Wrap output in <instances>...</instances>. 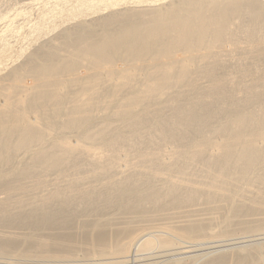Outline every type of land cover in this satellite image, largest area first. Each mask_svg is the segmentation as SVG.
<instances>
[{
	"label": "rangeland",
	"instance_id": "obj_1",
	"mask_svg": "<svg viewBox=\"0 0 264 264\" xmlns=\"http://www.w3.org/2000/svg\"><path fill=\"white\" fill-rule=\"evenodd\" d=\"M22 1L0 0L2 17H0V28L5 30L2 33L4 40L1 39L0 43H3L2 46L6 45V48L1 50L2 54L0 53V76L6 73L11 62L15 61L14 64L22 66L19 70L22 73L19 79L7 78L2 81L3 91L7 92L9 89L8 92L12 93L15 90L14 85L19 83L36 84L38 81L50 80L51 82L54 79V81L56 79L71 80L74 76L73 72L60 71L56 75L44 76L41 71L28 67H36V64L42 62L49 64L51 61L60 64L68 59L66 56L73 57L87 43V40L94 41L84 39L83 36L76 40L73 37H66L59 40L63 45L59 43L60 47L58 46L55 52L50 50L45 55L39 54L35 58L37 61L31 60L26 64L23 61L25 54L21 55L20 50L27 54L34 51L28 44L35 41V37L52 33L51 30L57 31L59 26L61 27L68 20L64 13L61 16L57 13L63 8L66 0H42L32 9H20L19 3ZM71 1L68 0L66 4ZM123 1L133 3L137 0H117L118 3ZM242 6L237 9L228 7L223 11V14H226L223 19L224 32L219 36L216 35L212 40L211 52L206 45L211 43V37L208 35L202 42H199L201 44L197 43V48L200 45L199 59L193 58L183 49H174L175 53L172 52V54L177 57H187L185 61L189 62V67L183 72L178 69L174 70L173 73L168 74L172 75L168 79L162 76L165 75L164 73L157 72L160 66L165 67L170 61L167 56L158 57L153 54L149 57V52L139 55L136 52L137 45H133L136 55L125 56L123 54V56L117 53L119 50L113 52L111 60L109 59L105 65L107 70H124L125 68L130 73V85L151 84L149 77L159 78V81H164V83L184 81L182 86H177V91L172 93L167 103L148 104L142 111L143 114L140 113L137 119L129 123L124 122L120 127L122 129H114L105 135L99 137L94 135L85 139L90 143L93 151H102L107 154V166L116 165L124 171L125 175L119 181L115 182L110 175L103 174L99 177L100 168L94 169L85 160L80 161L74 158H69L60 169H58V164L54 165L51 168L54 171L50 176H46V172L40 170L25 168V164L19 165V168L28 170V173L10 174L15 170L16 159L20 158V156L12 155L10 160H13L14 167L9 166L11 170L1 174L5 176L0 177V198L3 199L0 203V234L15 233L22 237L0 239V264H90L91 262L110 264L107 261L115 260V255L113 257L100 256L90 251L88 246L90 245V240H88L90 229L94 231L100 229L103 220L110 222L113 227H123L129 221L131 224L135 222V233L148 232L155 238L167 235L177 237L171 247L159 245L138 250L136 257L140 258L139 263L141 264H153L152 262L163 259L162 255L170 251V248L183 250L182 246L193 243L198 244L195 248L203 247V245L225 244L226 248L218 250L217 254L218 252L238 251V245H245L247 250L244 248H239V250L243 253L248 252L247 258H239L240 261L236 263L234 261L223 264H259L260 257L264 258V242L253 249L249 247L253 244L249 240L264 237V172L256 175L248 170V174L251 175L246 174V179L236 175V185L231 184L226 187L221 180L233 177L231 173L235 169H230L231 166L227 165V161L215 162L191 153L188 154L189 159L185 163H180L179 160L182 159L179 153L186 148L184 146L197 135L196 130L192 128L195 127L192 124V121L194 122L192 118L197 117L198 121H203V124L207 123L208 125L203 126L207 128L221 121L225 110L245 106L255 107L258 104L257 101L260 100L256 94L264 89V20L250 15L244 9L245 5ZM43 10H47L48 14L46 24L54 22L55 25L53 27L52 23L49 28H44L43 32L38 34L34 25L38 22L37 16L42 14ZM109 10L111 8L108 7L103 11L107 13ZM211 14L212 11L207 12V20H210ZM143 16L147 15L128 13L117 19L110 18L105 22H99L93 27L98 32L103 30L116 34L120 29L130 28L136 24L140 27L153 19H149V15ZM235 17L237 22H231ZM70 21L72 19H69ZM173 34L174 32L168 31L162 39L153 44L152 51L158 46L167 47L168 43L163 40H172ZM159 42L161 45H158ZM43 50H46L45 47ZM85 64L84 67L81 65L79 68L76 67L75 72H94L92 64L88 62ZM109 74L108 78H114L115 75H111L114 73ZM204 86L205 88H201ZM95 87L97 85L87 88ZM63 88L60 90L85 88V81L82 85H79V82L69 81ZM262 102L264 105V101ZM28 108H31V104ZM44 115H49V113L44 112ZM65 138L78 139L72 130H67ZM7 144L6 146L11 145L8 142ZM166 149L175 152L171 158L173 159L171 167H164L157 163L159 159L155 160L156 155ZM9 161L0 160V172L2 169L5 170L4 165L9 164ZM215 170H223L225 174L211 177V173ZM90 173H96V179H88L87 176L91 175ZM166 174L176 180L188 182L192 188L187 190L176 188L167 182L154 180L151 177V175L167 176ZM55 176L66 177L67 183L53 187L49 179ZM243 187L257 191L256 196L245 191ZM47 192L49 198L40 200L37 198ZM182 230H191L190 235L187 236ZM49 242L57 244L42 245V243ZM159 255L161 257L157 258ZM184 255L187 256L186 253H178L174 257ZM206 257L208 256L186 260L182 264H203ZM129 261V264H133L131 256Z\"/></svg>",
	"mask_w": 264,
	"mask_h": 264
},
{
	"label": "bare ground",
	"instance_id": "obj_2",
	"mask_svg": "<svg viewBox=\"0 0 264 264\" xmlns=\"http://www.w3.org/2000/svg\"><path fill=\"white\" fill-rule=\"evenodd\" d=\"M40 1L42 0H23L19 3V8L32 9L34 5ZM67 1L68 0L63 4L62 9L59 8L60 10L56 11L60 14L59 16L64 13L68 22L64 23L61 27L59 26L58 30L55 32L51 30L53 31L52 33L35 37V41L28 44L34 51L31 50L32 52L27 54L20 50V53L21 55L25 54L23 57L25 59L23 61L27 64V62L30 63L31 60H35L36 56L39 54L45 55V53H48L50 50L55 52V49L59 46L58 44L61 43L59 40H63L66 37H73V39L76 40L80 36H83L84 39L86 38L94 41L90 42L87 40V43L84 44L73 57L66 56L68 59H65L60 64L51 61L49 64L42 62L36 64V67H28L29 69L33 68L36 71H41V74L44 76L56 75L57 72L60 71L73 72L74 76L69 81L79 82V85H82L85 81V88L60 90L66 83H69V81H67L68 79H56V81H54V79L51 82L50 80L45 82L38 81L36 84L19 83L14 85L15 90L12 93L8 92L9 89L7 92H4L1 87L3 80L7 78L16 79L22 75L19 71L22 66L14 64V60V62H11L12 64L11 66L9 65L10 67H8L9 69L6 73L0 76V160L5 162L9 161L13 154L20 156V158L18 157V159H16V163L14 162L16 164L15 170L10 174H14V172L18 175L28 173V170L19 168V165L25 164V168L30 167V170L34 171L40 170L44 173L46 172V176H50L54 171L51 170L54 165L56 166L58 164V169H60L69 158H74L80 161L85 160V162L94 169L100 168L98 172L99 177L105 174L110 175L115 182L119 181L125 175L124 171L116 165L112 167L107 166V154L102 151H93L90 143L85 139H89L90 136L94 135H98V137L100 135H105L107 132L114 129H122L120 127L124 122L125 124L129 123L137 119L140 113L143 114L142 111L148 104L167 103L172 93L177 91V86H182L184 81H169L168 83H164V81L160 82L159 78L153 79V77H149L151 84L130 85V73L127 72L125 68L124 70L114 69L116 71L107 70L105 65L109 62V59L111 60L113 52L119 50L117 53L121 55H136L133 45H137L136 52H138L139 55L149 52V57L153 54L158 55V57L167 56L170 60L167 63L168 66H160L157 72L164 73L165 75L162 76H166L168 79V77H172V75L168 74L171 72L173 73L174 70L178 69L183 72L189 67V62L185 61L187 57H177V55L172 54L174 49H183V51L189 52L193 58L199 59L198 57L201 56L199 53L200 45L198 48L196 46L198 45L197 43L202 42L207 35L211 37V43L206 45H208L209 50L212 49V40L214 37L224 32L223 19H225L226 14L224 15L223 11L226 8L237 9L244 4V9L250 15H255L259 19L264 20V0H137L133 3H126L125 1L118 3L117 0H72L69 4H66ZM50 7L52 6L50 5ZM108 7L111 8V10L107 11V13L103 11L105 9L107 10ZM46 11L47 10H43L42 14L40 13L41 15L39 14L40 16H37L39 19L38 22L35 23L34 29L38 34H41L44 28H49L52 23L53 27L55 25L54 22L48 25L46 24V20H48ZM210 11H212L211 18L209 17L210 20H207V12ZM48 12H50V10ZM128 13H143V15H149V19H153L150 21L147 20L149 23L140 27L139 24L132 25L131 27L128 25L130 28L120 29L116 34L107 33V31L103 30L98 32L93 27V25L99 22H105L110 18L117 19ZM69 19H72V21L69 22ZM231 22L236 23L237 18H233ZM4 31L5 30L0 28V41ZM168 31L174 32V37L172 40H163L168 43L167 47L158 46L156 50L152 51L154 48L152 47L153 44L162 39ZM2 44L0 43L1 54V50H4L6 46H2ZM158 45H161V43L159 42ZM43 47H45L46 50H43ZM157 59L159 61V58ZM85 62L92 64L94 72L76 73L75 71L77 69L75 68H79L80 65L84 67L86 65ZM173 62L175 63L174 65L172 64ZM157 64H160V62H157ZM109 73H114L111 74L115 75L114 78H108L110 75ZM9 83L12 84V82ZM95 85H97V87L87 88ZM201 88H205V86ZM256 95L260 97V100L257 101L258 104L256 103L257 106H245L233 110L227 109L221 121L207 128L203 127L208 125L207 123L203 124V121L200 122L198 121L199 118L196 119L197 117L193 116L194 118L192 119H194V122L192 121V124L195 127L192 128L196 130L195 132L197 135L192 138L191 142H187L188 144L184 146L186 148L179 153L182 157V159H179L180 163H185L186 160L189 159V153L199 155V157L203 156L215 162L227 161V165L229 166L230 164L231 166L230 169H235L233 173H231L233 177L230 176L221 180L226 187L231 184L236 185V175L240 178H245V175L249 172L248 170H251V172H254L256 175H259L260 172H264V105L262 102L264 101V89L261 90V92H257ZM237 98L239 99V97ZM30 104L31 108H28ZM44 112H47V114L49 113V115H44ZM67 130L74 131L78 139L70 140L65 138ZM195 132L193 131V134H195ZM121 133H123V131ZM7 142L11 145L6 146L8 145ZM174 155L175 152L173 150L169 151L166 149L161 151L159 155L157 154L155 160L159 159L157 163L164 167H171L173 162L171 158ZM68 164L66 166H68ZM4 166L5 170L2 169V172H0L1 178L5 176L1 174L8 173L11 170L9 166L14 167L13 160H10L9 164L5 163ZM224 174L223 170H215L214 173H211V177H216L218 175L222 176ZM96 177V173L87 176L90 180L96 179ZM151 177L154 180L167 182L169 185H173L176 188L184 190L192 188L188 182H183L179 179L176 180L169 175H151ZM49 181L52 183L53 187L59 186L61 183L64 185L67 183L66 177L62 178L55 176L49 179ZM193 185L194 184H192V186ZM206 188L207 187H205V189ZM243 188L253 196H256L257 191L249 189V187ZM47 196L48 192L37 196V198L39 200L49 198V196ZM2 201L3 199L0 198V203ZM134 223L131 224V221H129L127 225L123 227H113L110 222L103 220L100 229L95 231L90 229L89 231V250L100 256L108 255L113 257V255H115V260L107 261L110 264H129L130 256L133 264H141L139 263L140 258L136 257L138 250L159 245L162 247H171L177 239V237H171L169 235L155 238L148 232H144V234H141V232L135 233L136 225H134ZM182 231L183 233L185 232L187 236L190 235L191 232V230ZM6 237L20 238L22 236L15 233L0 234V239ZM249 241L253 243L252 246L249 247L255 249V246H261L264 242V237L250 239ZM46 244L56 245L57 243H42L43 246H46ZM185 245L186 246H182L181 248L183 250H173L170 248V251H166L162 255L164 257L163 259L152 263L182 264V262H186V260H196L199 257L208 256L203 264H223L233 263L234 261L236 263L240 261L239 258L243 259L248 256L247 251V253H243L242 250H239V248L245 249V245H238V251L218 252V254L216 253L218 250L226 248L225 244L203 245V247L199 248H195L198 245H196V243ZM194 251L201 252L198 254L192 253ZM178 253H186L187 256L174 257ZM159 257H161V255L157 256V258ZM260 258L258 263L264 264V258ZM103 263L104 262H91L90 264Z\"/></svg>",
	"mask_w": 264,
	"mask_h": 264
}]
</instances>
